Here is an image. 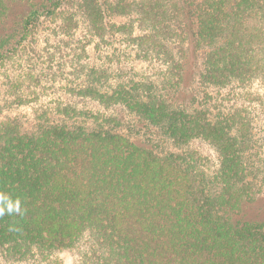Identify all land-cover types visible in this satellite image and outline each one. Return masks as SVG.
Segmentation results:
<instances>
[{
  "label": "trees",
  "instance_id": "trees-1",
  "mask_svg": "<svg viewBox=\"0 0 264 264\" xmlns=\"http://www.w3.org/2000/svg\"><path fill=\"white\" fill-rule=\"evenodd\" d=\"M21 53L0 264H264V0H0Z\"/></svg>",
  "mask_w": 264,
  "mask_h": 264
},
{
  "label": "rangeland",
  "instance_id": "rangeland-1",
  "mask_svg": "<svg viewBox=\"0 0 264 264\" xmlns=\"http://www.w3.org/2000/svg\"><path fill=\"white\" fill-rule=\"evenodd\" d=\"M44 45V42H40L37 46ZM25 54L21 53L17 56H14L9 60V63H5V66L0 70V87L2 85V81L4 80V77L10 76L11 74L19 75L23 72L21 67L25 66ZM57 259L62 261V264H72L74 260V256H72L71 252H62L60 254H57Z\"/></svg>",
  "mask_w": 264,
  "mask_h": 264
},
{
  "label": "clouds",
  "instance_id": "clouds-1",
  "mask_svg": "<svg viewBox=\"0 0 264 264\" xmlns=\"http://www.w3.org/2000/svg\"><path fill=\"white\" fill-rule=\"evenodd\" d=\"M0 205H2V207H0V214H2L5 209L9 213L19 211L18 203H13L8 197L3 195H0Z\"/></svg>",
  "mask_w": 264,
  "mask_h": 264
}]
</instances>
